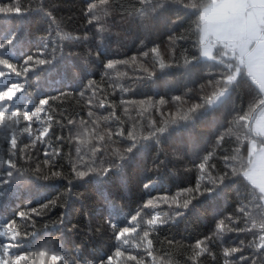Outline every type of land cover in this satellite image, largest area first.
Listing matches in <instances>:
<instances>
[{
  "label": "snow or ice",
  "instance_id": "snow-or-ice-1",
  "mask_svg": "<svg viewBox=\"0 0 264 264\" xmlns=\"http://www.w3.org/2000/svg\"><path fill=\"white\" fill-rule=\"evenodd\" d=\"M30 11L43 13L49 30L24 52L22 22ZM169 12L174 18L166 53L161 45L124 59L109 52L111 37L119 43L133 26L150 33ZM82 15L89 27L77 35L64 30L43 0L38 8L26 7L24 0H0V22L9 25L0 31V199L38 183L63 188L36 207L28 200L25 210L0 220V264H178L177 251L183 264H205L207 258L212 264H264V0H88ZM185 20H191L189 28L177 31ZM182 41H191V50ZM77 60L84 65L78 90L16 103L29 94V73H51L60 62ZM101 64L96 80L89 69ZM120 66L134 71L122 72ZM202 66L213 70L197 88L171 100L128 96L158 71L177 67L194 74ZM230 100L229 118L204 154L184 169L195 171L194 183L174 194L152 195L156 181L148 177L142 185L147 199L123 219L117 206L122 196L103 191L102 219L90 218L81 243L67 246L68 233L82 232L71 217L75 185L103 189L115 175L123 182L130 162L153 146L154 168L146 170L159 171L172 133ZM67 101L76 107H65ZM229 185L236 186L237 206L216 221L210 235L193 243L159 239L165 226L186 219L194 202L214 199ZM58 209L63 211L57 214ZM105 231L110 251L86 255V241ZM232 233L243 237L238 245L226 243Z\"/></svg>",
  "mask_w": 264,
  "mask_h": 264
},
{
  "label": "trees",
  "instance_id": "trees-1",
  "mask_svg": "<svg viewBox=\"0 0 264 264\" xmlns=\"http://www.w3.org/2000/svg\"><path fill=\"white\" fill-rule=\"evenodd\" d=\"M5 4L8 0H3ZM17 0H13L16 3ZM88 0H43L46 10L51 11L66 32H72L77 35H83L89 27L82 15V10L86 6ZM25 6L29 4L33 8H38L41 0H24ZM174 13L169 12L165 16L159 18L153 23L150 33L145 32L138 27H131L129 31L119 38L117 43L116 37H111L108 41L109 52L116 55L117 58H127L137 55L141 49L147 50L153 45H161L162 51L165 53L167 49L163 46L167 44L169 35L172 34L171 19ZM191 20H185L176 28L177 31L189 28ZM8 24L0 22V31L6 30ZM49 25L45 21L43 13L38 11H30L23 18L22 22V41L24 43L23 51L34 49L41 41L42 37L48 34ZM91 37V34H89ZM89 43L95 45L96 41L90 38ZM184 47L190 49L191 41L180 42ZM67 47H73L68 45ZM79 51H85L80 46ZM191 50V49H190ZM75 60V58H73ZM84 69V65L78 60L74 65H70L67 61L60 62L56 69L51 73H40L39 71L29 73V83L27 85V95H20L17 98V104H24L33 96H43L45 94L55 95L58 90L74 92L79 88V76ZM92 78L100 79L103 71L102 64L99 68L90 66ZM213 69L202 66L194 74H186L182 68L173 67L164 72H157V77L153 81H143L134 93H129V98L141 100L151 97L158 100L164 97L171 100L174 95H181L188 88H197L206 78V73ZM120 71L132 74L134 69L130 67L120 66ZM124 83H131L125 80ZM121 94L117 93L113 99H118ZM240 93L234 94L233 99L236 104L240 103ZM58 103V102H54ZM69 103L73 108L76 107L75 101L65 102V107ZM233 107V101H228L225 105L214 111L205 113L198 117L186 129H180L172 133L168 142L164 145L168 152L165 156L161 153L160 159L165 161L160 166V170L148 172L146 169L154 168V157L156 156V148L145 149L139 153L130 167L126 169V180L121 181L119 175L112 177L110 183L101 189L95 184H77L74 186V192L77 194L71 201V217L74 222H80L82 232L80 235L68 233L69 248H74L76 244L81 243L87 233V225L89 219L95 217L97 220L102 219L100 213L104 210V201L101 197L103 191H110L122 196L118 199L117 206L121 211V219L128 214H134L140 207L147 196L142 188L143 183L147 182V178L151 177L156 181L155 190L152 195H164L175 193L178 187L187 186L190 182H195V171L185 172L186 167H191V161L197 156H202L206 149L209 148L215 134L220 130L222 124L229 118ZM159 120V115L156 116ZM172 150H176L173 155ZM159 163V160L156 161ZM63 188H52L48 185L40 184L22 188L19 193L8 195L0 199V220L11 219L15 213L25 210L24 206L31 200L30 207H36L47 198L54 196ZM196 207L187 214L186 219L179 223L165 226L158 234L161 241L175 238L183 240L185 243H193L196 239L210 235L215 228L216 221L225 215L232 213L237 206L236 186L229 185L220 195L213 198L203 197L200 201L194 202ZM57 214L63 209L55 210ZM42 238V233L40 234ZM243 237L239 234L232 233L226 240L232 245H238ZM250 238V237H249ZM86 255H104L109 252L112 246L110 233L107 231L97 235L95 238L86 241ZM167 248V244H164ZM215 250L219 253V246L215 245ZM178 264H183V255L178 251L175 253ZM205 264H212L210 258L205 260Z\"/></svg>",
  "mask_w": 264,
  "mask_h": 264
}]
</instances>
